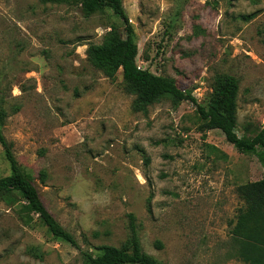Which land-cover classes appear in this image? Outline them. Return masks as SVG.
Listing matches in <instances>:
<instances>
[{
    "label": "rangeland",
    "instance_id": "rangeland-1",
    "mask_svg": "<svg viewBox=\"0 0 264 264\" xmlns=\"http://www.w3.org/2000/svg\"><path fill=\"white\" fill-rule=\"evenodd\" d=\"M123 4L140 68L204 107L218 79L232 75L237 134L264 129V0ZM125 39L117 16L83 0H0L3 133L81 249L37 216L26 225L21 205L0 193V264H84L82 251L128 246L130 215L143 250L162 264H247L231 232L245 206L240 189L264 179V165L221 131L203 132L190 101L164 97L134 112L121 71L110 79L87 56L90 45ZM10 173L0 146V179Z\"/></svg>",
    "mask_w": 264,
    "mask_h": 264
},
{
    "label": "trees",
    "instance_id": "trees-1",
    "mask_svg": "<svg viewBox=\"0 0 264 264\" xmlns=\"http://www.w3.org/2000/svg\"><path fill=\"white\" fill-rule=\"evenodd\" d=\"M47 1L59 2V0ZM83 1L88 6L110 10L124 24L126 39L123 43L105 42L101 45H90L87 56L91 64L102 70L110 79H115L121 71L126 91L135 96L134 112L146 113L151 105L164 97L171 98L175 104L190 101L197 107L203 132L221 131L226 141L241 154L256 156L264 165V129L253 136L240 137L237 134L240 84L236 77L232 75L220 77L207 107L201 106L174 80L156 75L149 69H142L137 65L138 48L123 0ZM250 18L243 17L245 20ZM3 127L4 116L0 112V146L4 150L11 171L10 175L0 179V193H4L1 195L2 200L10 205H14L17 201L21 205L25 214L20 218L26 225L30 226L34 222V216H37L39 223L55 239L81 250L75 237L45 206L34 178L24 170L15 157L13 144L4 136ZM41 177L44 180L46 175L42 174ZM240 193L245 206L239 210L231 232L232 239L237 245L239 257L245 263L264 264V179L242 186ZM129 218L131 238L128 246L124 248L104 246L101 248V254L98 255L82 251L84 264H162L143 250L136 231L135 219L132 215ZM157 246L162 248L160 243Z\"/></svg>",
    "mask_w": 264,
    "mask_h": 264
}]
</instances>
